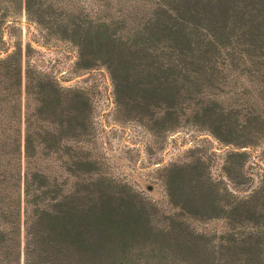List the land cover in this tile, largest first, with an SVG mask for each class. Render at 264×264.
Instances as JSON below:
<instances>
[{"label":"rangeland","instance_id":"rangeland-1","mask_svg":"<svg viewBox=\"0 0 264 264\" xmlns=\"http://www.w3.org/2000/svg\"><path fill=\"white\" fill-rule=\"evenodd\" d=\"M207 1L0 0L18 264L71 239L93 264H234L264 239V56L231 27L207 54Z\"/></svg>","mask_w":264,"mask_h":264},{"label":"trees","instance_id":"trees-1","mask_svg":"<svg viewBox=\"0 0 264 264\" xmlns=\"http://www.w3.org/2000/svg\"><path fill=\"white\" fill-rule=\"evenodd\" d=\"M7 1V0H4ZM10 3L16 1V3H25V9L29 13L30 7L29 3H39L38 0H8ZM185 4L191 5L194 0H183ZM200 1V0H198ZM217 3V4H216ZM201 4V3H199ZM192 6V5H191ZM204 25L201 31L203 33V41L206 43L203 45V50L207 52H216L217 49L222 47L224 41L227 40V34L220 33L221 29L227 31V28L231 27L230 32L240 31L245 38L248 35V39L244 44L243 52L246 53V50L249 52L255 53V55L264 56V0H218L214 3H210V0L207 3H204ZM176 9V8H175ZM177 16L179 19L184 21V18L179 13V9H176ZM196 14V11L189 13L190 21L189 25L195 24L200 26L196 21V17L193 15ZM178 19V18H177ZM177 21V20H176ZM182 31V29H181ZM179 33V32H178ZM235 37H237L235 34ZM178 37V35H177ZM188 38V37H187ZM243 38V40H245ZM233 39H230L232 42ZM192 42V40H190ZM236 43V41H235ZM229 44V43H226ZM190 48H193V45L190 44ZM168 50H173L175 47H166ZM246 49V50H245ZM194 51V50H193ZM208 54V53H207ZM166 80V79H165ZM2 185V183H1ZM0 194V264H18L20 259V241L19 236L17 240V230L16 226V217L17 214L15 210L20 209V203L15 202V199L6 193V188L1 189ZM62 219V218H61ZM63 221V220H62ZM61 221V222H62ZM20 234V233H19ZM256 242L251 245V242L244 241L241 245H238L235 241L230 246H225V250L231 253L235 251H243L246 254V259H240V261H232L234 264H249L248 262H253L254 264H264V258H262L263 253L259 257L258 248L259 246L264 247V239L261 238L263 235L262 231H256ZM264 237V236H263ZM60 238V237H59ZM258 238H260L258 240ZM80 245L79 239H75ZM61 242V239L59 240ZM67 242V240H66ZM66 250L58 249L57 251L50 252L52 261H48L46 264H93L89 259L85 257L77 256V243L71 239V243H66ZM68 246L69 251L68 252ZM81 246V245H80ZM28 244L25 245V255L29 254ZM44 250V249H42ZM242 253V254H243ZM42 253H40V257ZM54 256V259H53ZM61 257V258H60ZM28 258V255H27ZM38 264H43L41 261L37 262ZM231 263V262H230Z\"/></svg>","mask_w":264,"mask_h":264}]
</instances>
